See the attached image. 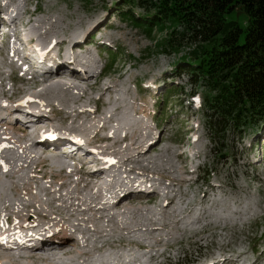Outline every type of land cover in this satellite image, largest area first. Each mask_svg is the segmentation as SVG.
Returning <instances> with one entry per match:
<instances>
[{"label":"bare ground","instance_id":"6f19581e","mask_svg":"<svg viewBox=\"0 0 264 264\" xmlns=\"http://www.w3.org/2000/svg\"><path fill=\"white\" fill-rule=\"evenodd\" d=\"M53 17L55 18V16ZM52 19L48 16L45 19L36 21L30 38L32 39L34 35H38L44 43H53V46L64 45L69 47L71 52L91 43L92 40L85 32H81L82 36L80 39L78 37L71 38L70 35H55L58 32H69L75 29L78 23H84L82 20L79 19L75 24H71L60 18L59 20L57 19V24L56 20ZM20 22H24L23 18L20 19ZM101 23L99 22L97 26ZM86 29V32L90 30L88 27ZM96 29L101 30L95 26L90 31L92 32ZM24 59L27 60L28 57L26 56ZM82 60L87 67L85 75H81L77 70L66 74L63 71L66 68L65 63L61 61L59 63L60 70L48 77V79L66 80L67 78L71 80L69 88L56 81V83L51 81L48 85L35 91L38 98L30 97L27 100L37 110L42 111L40 113L41 116L38 117V122L49 119L46 117L47 112H55L56 110H63V108L73 109V119H71L72 115H68L63 119V126L53 124L56 136L50 135V139L57 140L60 136H65V134H80L87 142L108 141V143L100 144L99 150L102 154L112 155L115 162L113 161L114 164L109 165L107 171L100 167L91 169L94 165L99 164L97 160L81 161L80 165H77L69 174L64 175L62 172L56 171L52 167V163L54 166H59L61 162L54 160L50 163L49 158L43 157L40 150H38V147L42 145H45L42 152L48 149L45 144L49 141L48 138L45 141H40L43 134L42 129L36 128L32 132H27L28 127L22 130L18 128L17 124H12L7 120L14 112L19 111L20 106L16 104L18 102L16 97L21 92L17 91L12 96H6L5 94L8 100L13 103L11 105L0 104V128L3 127V129H0V239L10 242L11 245L3 246V242H0V256L3 255L0 257V261H5V264H20L15 260H23V258L42 259V255L37 254L41 248L35 245L37 243L35 234H41V239L44 241L51 240V236L43 234L45 230H51V234L55 235L56 239L61 240L59 247L65 250L64 253L69 252V249L65 248L74 242V239L66 233L69 230L80 232L84 242V254L88 255L91 250H100L110 238L117 236L126 239L128 234V237H130L136 230H147L150 233L165 231L166 234H161L160 236H157V234L152 236L153 234L146 232V234H149L146 235L147 238H141L144 240L154 239L156 243L162 244L166 240L165 235L174 236L183 233V235L189 236L206 233L210 230L208 229L209 226L213 227L212 224L215 222L218 226L224 225L227 227V224L234 218L235 221L241 222V219L243 220L248 214L255 215L256 209L254 206L257 203L254 202V205L250 201V203H247L248 201L233 197L227 190L229 182L227 184L221 182L210 183L208 188L197 197L189 196L188 192H180V189L177 188V190L174 186L161 185V182H158V178L166 176V174L163 176L162 174L167 171L176 172L178 167L173 159H169L171 156L168 158L167 155L165 156L158 151H156V154H153L154 152L147 153V151L151 150L153 142L150 139L151 137L147 141L146 139L141 140V134L143 133V126L151 129L150 124H145L148 122L146 116L149 115V107L147 109H137L132 105L123 103L125 99L119 104L116 103L118 95L123 94L122 87L124 84L121 86L115 83L100 85V81L96 80L94 84L87 85V82L97 78V66L92 55H86ZM91 73L96 74L95 76L93 75L94 78L91 77ZM36 86L37 84L30 87L35 88ZM98 86H101V94L99 95L101 99L104 98L106 93L109 94L108 92L115 93L112 95L115 102L108 105L104 104L105 108L109 109V114H105V116L97 115V108H92V106L90 108L92 100L87 96V93H82L84 92L83 87L95 91ZM71 89L82 94L77 96L72 93L67 97ZM39 99H45L47 103L41 105L38 102ZM70 100L76 101L68 103ZM55 101L63 103V105L59 106L61 109L54 107ZM133 115L134 117L137 116V118H134ZM69 120L71 121L69 122ZM76 121L80 123L77 125L72 124V122ZM110 123L112 124L110 125ZM150 133L153 137V131ZM145 142L147 144L150 142V144L147 145ZM10 143H14L16 147H11ZM16 148H19L18 152L12 151L8 153V150ZM19 154H21L22 159H19ZM90 154V152L86 151L85 156ZM176 157L179 158V155H176ZM196 157L199 158L198 152H196ZM40 172H48V175H43V182L36 180ZM4 177L11 179V183H2ZM62 177L69 180L67 182L59 181V178ZM189 180V178H182L180 182L187 183ZM33 181L37 182L36 185L33 184ZM144 183H149L150 191L148 195L146 197H136L134 195L136 197L134 198L130 186ZM184 183L179 184L183 186ZM119 190H122V195L116 198ZM159 193L161 197L158 195ZM209 197H213L216 209L206 205ZM145 198L153 207L144 206L139 209H125L126 205L134 206L137 201L141 202V199ZM122 202H125V205L121 206ZM234 203H240L242 205L241 209L231 210ZM219 205L224 206L222 207L224 210ZM114 206L118 207L116 211L112 210ZM253 209H255L254 212H252ZM222 211L226 213L224 216L221 215ZM235 211H237L234 213L237 217H231ZM105 217H111L110 221L112 224L102 223ZM204 217H210V220L205 222ZM68 220H73L74 222L70 223ZM4 221H7L9 226H5ZM244 221L245 218L242 222ZM18 229L29 230L27 237L22 242H18L15 237V232ZM60 231L65 232L64 235H59ZM91 237H93L92 241L102 242V244H95V247L90 248L91 245L88 243L90 239L88 238ZM141 237H145V235ZM173 238H175V242H181L182 240V236ZM137 245L139 248H144L142 244ZM225 245L230 247L229 242ZM86 246H88V249ZM15 248H18L16 251L17 257L9 255ZM229 251L230 249H226L223 254L217 252V254L211 255L210 259L213 262L206 263L243 264L245 262L242 260H246L249 254L246 250L236 253L237 251L234 249L235 254H229ZM146 253L150 255L148 256L149 260V258L151 259L157 254L161 255L163 251L160 248L152 247L149 250L147 249ZM128 254L135 255V252L116 253L115 256L106 253L103 257L107 258L101 260H95L91 255L92 258L88 264H119L120 261L124 264L125 256ZM236 255L238 258H236ZM258 259L251 262V264H258ZM248 260L245 264H247ZM84 263V260H79L74 264Z\"/></svg>","mask_w":264,"mask_h":264},{"label":"rangeland","instance_id":"374dc122","mask_svg":"<svg viewBox=\"0 0 264 264\" xmlns=\"http://www.w3.org/2000/svg\"><path fill=\"white\" fill-rule=\"evenodd\" d=\"M23 1L26 2L27 0ZM28 1L31 2V5H28L29 9H34L36 5L38 6L37 13H39V20L45 19L48 16L52 19L55 16L52 20H56V22L60 18L66 23L71 24H75L79 19L84 22L78 23L75 29L69 32H58L55 35H70L71 38L78 37L80 39L82 36L81 32L89 35L91 33L90 30L96 26L101 29L100 35L106 37V39L98 43L106 41L110 46L115 47L112 55H109L107 59L109 62L105 69V79L103 76L98 77L97 75L96 80L100 81V85L115 83L121 86L124 84L122 87L124 95L119 94L118 102L116 101V103L119 104L125 99L123 103L132 105L137 109L150 108H148L149 115L146 116V120L149 119V121L147 120L148 122L145 124H150L151 129L143 126L144 134H141L142 139H140H146L147 141L151 137L150 139L153 144L151 150L147 151V153L154 152L153 154H156V151H158L165 156L167 155L168 158L171 156L169 159H173L178 167L177 173L167 171L162 174V176L166 174V176H163L164 179L158 178V182H161V185L174 186L175 189H180V192H188L189 196L197 197L208 188L210 183L221 182L227 184L229 182L227 190L233 197L242 199V201H248L247 203L251 202L253 204L255 202L257 203L256 206L258 205L257 207L254 206L256 210H252V212L255 210V215L248 214L247 217H244V222H242L244 218L243 220L241 219V222L235 221L234 218L227 224V227L224 225L218 226L215 222L212 224L213 227L209 226L208 229L210 230L206 233L189 236L183 235V233L174 236L165 235V242L158 244L154 239L144 240L141 238H147L146 235L149 234L160 236L161 234H166L165 231L150 233L147 230H136L130 237H128V234L126 239L117 236L110 238L100 250H91V253L88 255L84 254V248L79 250V253L63 256L62 254L57 255L48 264H74L79 260H84V264H88L92 257L95 260L106 259L107 257H103L106 253L115 256L116 253H130L132 251L135 252L136 256L140 254L137 244H142V247H146L148 250L154 247L160 248L163 251L161 255L157 254L153 258H149V260L148 256L150 255L146 256V260L140 262L141 264H207L206 262L212 260L210 259L211 255L217 254V252L223 254L226 249H230L229 254H235L234 249L237 251L236 253L246 250L249 253L247 259L242 260L239 258L240 260L246 263L249 259L248 261L251 263L259 258L258 264H264V119L256 122V125H253L255 123H247L246 125L238 126L232 123L233 118L231 115L222 118L223 113L217 112L215 115L212 114L213 112L206 106L207 95H215L214 90L211 89L210 91L209 85L211 83L209 82V78L206 77V80L201 79L200 82L196 79L194 81L197 82L192 83V79L188 76L189 71L176 72L182 69L184 65H187L183 63H188L184 62L183 57L194 56L192 53L195 52L196 43L183 39L178 35L175 37L174 42L170 41L172 46L166 45V41L170 40L171 33L180 28V26L177 28L175 24H172L169 18L166 21L162 20L161 24L156 25L150 30L147 28L148 23L135 20V17L143 16L150 5H155L161 1L152 0L151 2L147 0L143 2V0H133L134 2L131 5H127L125 0ZM151 11L155 12L156 9H151ZM32 15H36V13ZM227 17L229 20H237L243 27L246 26L248 19L247 13L241 11L240 7L230 12ZM30 22L32 21L30 20ZM99 22L102 23L97 26ZM86 27L90 29L87 32ZM102 58L105 59L106 57L103 55ZM113 58H115L114 61H112ZM114 62L115 64L112 66L111 64ZM102 63H104L103 59L100 64L102 65ZM177 63L182 64L179 69L176 68ZM93 75L95 76L96 74L91 73V77L94 78ZM169 76L171 77L169 78ZM55 81L66 87L71 83L69 79ZM92 81L87 82V85L94 84ZM28 84H15V88L17 87L15 92H21L16 97L17 99L23 97L27 92L26 87ZM100 88L101 86H98L97 90H91L94 92L92 94L89 91L90 89L83 87L84 92L82 93H87V96L93 103L94 98H98L101 94ZM32 92L31 97L38 98L35 91ZM139 92L144 93L139 94ZM72 93L77 96L82 94L71 89L67 97ZM108 93L106 95H111L109 104H112L115 102L112 96L115 93ZM192 93L196 95L195 98H192ZM162 99L164 101L161 105ZM72 101L76 100H70L68 103H73ZM38 102L41 105L47 103L45 99H39ZM92 103L90 108L94 106V103ZM39 104L37 103V105ZM60 105H63L61 101H55L54 107L56 109H61ZM104 112V116L105 114L108 115L109 109L105 108ZM163 115L167 117V120L161 122L160 117ZM55 117L60 119V117H63V114H57ZM134 118H137V116ZM150 118L155 120L152 121ZM79 123L78 121L72 122V124L76 125ZM156 124L158 125L157 127ZM151 131H153V137L150 135ZM218 138L220 139L218 140ZM149 144L150 142L147 145ZM10 146L16 147L14 143H10ZM18 150L19 148L10 149L8 153L12 151L18 152ZM47 151H50V149ZM193 152H198V159L192 158ZM176 155H179V158ZM19 159H22L21 154H19ZM196 163L199 164L198 168H196ZM44 174L48 175V172L38 173L36 180L43 182ZM180 176L182 178H189L190 180L187 183L180 182L182 179ZM176 179L178 180L176 181ZM68 180L65 177L59 178L61 182H67ZM11 181V179L4 177L2 183L8 184ZM36 183V181H33V184L36 185ZM179 183H184V185L181 186ZM182 189L184 190L182 191ZM158 195L160 196V193ZM136 197L134 196V198ZM252 200H256L257 202ZM124 203L122 202L121 206L125 205ZM149 204L147 200L141 199V202L137 201V204L134 206L126 205L125 209H139L144 206L153 207L152 204ZM237 204L242 207L240 203H234L232 206ZM219 206H221L220 208L224 207L222 205ZM117 208L114 206L112 210L116 211ZM204 218L205 222L210 220V217ZM110 220L111 217H105L102 223L112 224ZM68 222L73 223L74 221L68 220ZM146 232L149 234H146ZM144 235L145 237H141ZM176 236H182L181 242H175V238L173 237ZM92 238H88L90 239L88 242L91 245L90 248L95 247V244H102V242L92 241ZM228 242L230 247L225 245ZM168 244L171 247L166 246ZM86 247L88 249V246ZM236 258H238L237 255ZM15 261L20 264L47 263L45 260L39 258H23V260ZM4 262L0 261V264H5ZM119 264H123V262L120 261Z\"/></svg>","mask_w":264,"mask_h":264},{"label":"trees","instance_id":"16d2710c","mask_svg":"<svg viewBox=\"0 0 264 264\" xmlns=\"http://www.w3.org/2000/svg\"><path fill=\"white\" fill-rule=\"evenodd\" d=\"M160 1L135 20L148 23L150 30L169 18L180 28L171 33L166 45L172 46L170 41L178 35L196 43L194 56L183 57L188 63L176 72L189 71L192 83L209 78L215 95H207L206 106L212 114L223 113L222 118L231 115L232 123L238 126L256 125L264 119V0ZM133 2L125 0L127 5ZM238 7L247 13L245 27L227 17ZM181 65L177 63L176 68Z\"/></svg>","mask_w":264,"mask_h":264}]
</instances>
